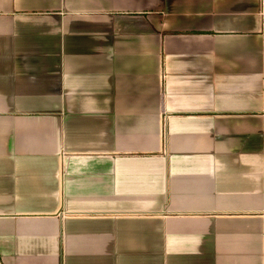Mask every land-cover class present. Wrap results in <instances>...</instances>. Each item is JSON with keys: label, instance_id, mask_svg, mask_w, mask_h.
<instances>
[{"label": "crops", "instance_id": "0c3cea01", "mask_svg": "<svg viewBox=\"0 0 264 264\" xmlns=\"http://www.w3.org/2000/svg\"><path fill=\"white\" fill-rule=\"evenodd\" d=\"M258 0H0V264H264Z\"/></svg>", "mask_w": 264, "mask_h": 264}, {"label": "built area", "instance_id": "2783aa9c", "mask_svg": "<svg viewBox=\"0 0 264 264\" xmlns=\"http://www.w3.org/2000/svg\"><path fill=\"white\" fill-rule=\"evenodd\" d=\"M259 28L258 34L262 48L264 49V0H258Z\"/></svg>", "mask_w": 264, "mask_h": 264}]
</instances>
